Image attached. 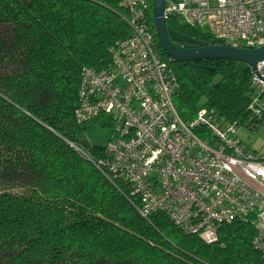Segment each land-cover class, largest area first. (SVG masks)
<instances>
[{
	"label": "trees",
	"instance_id": "16d2710c",
	"mask_svg": "<svg viewBox=\"0 0 264 264\" xmlns=\"http://www.w3.org/2000/svg\"><path fill=\"white\" fill-rule=\"evenodd\" d=\"M149 2L159 49L171 58ZM126 13L122 0H0V264H264L251 223L225 224L219 241L207 244L164 214L142 217L96 166L107 144L87 138L89 124L101 118L112 131L114 124L104 115L78 123L81 74L110 65L111 47L131 33ZM167 24L208 44L232 45L180 17ZM173 66L184 120L208 107L251 130L264 123L250 110L246 63Z\"/></svg>",
	"mask_w": 264,
	"mask_h": 264
},
{
	"label": "built area",
	"instance_id": "2783aa9c",
	"mask_svg": "<svg viewBox=\"0 0 264 264\" xmlns=\"http://www.w3.org/2000/svg\"><path fill=\"white\" fill-rule=\"evenodd\" d=\"M149 3L122 0L130 36L111 47L108 67L82 70L78 123L104 115L114 124L95 164L142 217L164 214L207 244L219 241L225 224L251 223L264 259V152L213 108L182 118L174 101L180 83L159 49ZM165 17L232 45H264V0H166ZM258 71L264 79V61ZM252 85L250 110L263 118L264 80L253 73Z\"/></svg>",
	"mask_w": 264,
	"mask_h": 264
},
{
	"label": "water",
	"instance_id": "95a60500",
	"mask_svg": "<svg viewBox=\"0 0 264 264\" xmlns=\"http://www.w3.org/2000/svg\"><path fill=\"white\" fill-rule=\"evenodd\" d=\"M166 0H154V21L160 43L166 54L177 62L231 60L246 63L262 80L258 66L264 61V45L246 48L237 45L208 44L170 29L165 17ZM181 44V46L176 43ZM190 44L196 47H190Z\"/></svg>",
	"mask_w": 264,
	"mask_h": 264
},
{
	"label": "rangeland",
	"instance_id": "374dc122",
	"mask_svg": "<svg viewBox=\"0 0 264 264\" xmlns=\"http://www.w3.org/2000/svg\"><path fill=\"white\" fill-rule=\"evenodd\" d=\"M103 121L104 120L101 118L98 120L94 119L89 124L86 135L91 142L106 145L110 139V136H112V129L102 126ZM238 136L253 149L264 152V123L257 130H251L244 126L240 127L238 130Z\"/></svg>",
	"mask_w": 264,
	"mask_h": 264
}]
</instances>
